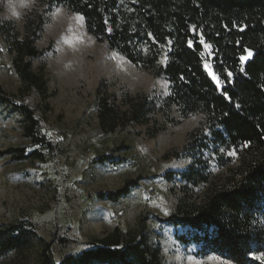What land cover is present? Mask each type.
<instances>
[{"label": "trees", "instance_id": "16d2710c", "mask_svg": "<svg viewBox=\"0 0 264 264\" xmlns=\"http://www.w3.org/2000/svg\"><path fill=\"white\" fill-rule=\"evenodd\" d=\"M40 1L48 9L30 12L24 36L15 34L10 42L23 94L38 98L47 109L46 75L32 66V60L43 54L36 43L45 15L59 5L81 15L88 33L99 43L169 82L163 108L175 109L184 119L196 114L204 117L185 146L192 163L182 173L165 176L169 182L180 179L186 193L162 222L186 229L179 240L200 245L203 255L212 252L234 264H258L254 257L264 252V0ZM201 37L211 46V63L221 88L204 67ZM246 50L253 57L243 63L240 57L247 55ZM0 105L10 107L19 117L24 136L34 146L53 148L43 133V121L29 104L13 102L0 86ZM157 113V102L147 96L125 95L120 103L102 96L98 101L99 125L107 134L156 123ZM233 152L237 165L227 176H215L207 154L222 167L229 165ZM8 154L19 161L43 159L39 149L16 148ZM201 185L203 192L195 194ZM131 187L128 182L107 197L116 201L127 196ZM23 231L16 225L0 227V256L29 241ZM60 264L164 262L160 248L150 240L145 220L140 219L135 229L115 228Z\"/></svg>", "mask_w": 264, "mask_h": 264}, {"label": "rangeland", "instance_id": "374dc122", "mask_svg": "<svg viewBox=\"0 0 264 264\" xmlns=\"http://www.w3.org/2000/svg\"><path fill=\"white\" fill-rule=\"evenodd\" d=\"M46 9L40 0H0V86L13 102L30 105L53 144L51 150L34 146L24 136L19 117L0 105V227L19 226L29 238L18 250L0 256V264H60L115 228L135 229L140 219L164 264H234L217 253L201 254L200 245L182 243L179 237L187 230L162 222L186 193L180 179L169 182L165 176L190 166L185 146L204 120L201 114L184 119L175 109L163 108L169 93L164 77L99 43L81 15L59 5L45 15L36 43L43 54L32 60L33 69L47 78V109L38 98L23 94L10 42L15 34L24 36L30 12ZM212 57L211 47H204V67L211 79ZM125 95L155 100L157 122L103 132L99 99L105 96L120 103ZM156 130L160 132L153 135ZM16 148L39 149L43 159L19 161L6 155ZM229 156V165L219 167L207 154L215 176H227L237 165ZM128 182L132 187L127 196L108 199ZM203 189L197 187L195 194ZM254 260L264 264V252Z\"/></svg>", "mask_w": 264, "mask_h": 264}, {"label": "snow or ice", "instance_id": "6c2138e0", "mask_svg": "<svg viewBox=\"0 0 264 264\" xmlns=\"http://www.w3.org/2000/svg\"><path fill=\"white\" fill-rule=\"evenodd\" d=\"M193 31H195V29H193ZM200 44L204 45L205 48H210L211 47L210 45H208V44L205 43L203 37H201V39H200ZM188 45H189V47H192L193 46L191 40L188 41ZM246 51H247V55H244V56H241L240 57V59H241L242 62L243 61H247V60H249V59H251L253 57V53H252L251 50H246ZM241 71L243 72L244 69L241 68ZM211 75H212V79L217 83L218 87H222V82L219 80V78L215 74H211ZM231 75H232V73L229 72L228 73V77H231ZM237 107H239V105H237ZM224 115L227 116L228 114L225 113ZM230 154L234 155L235 153L233 152V153H230Z\"/></svg>", "mask_w": 264, "mask_h": 264}]
</instances>
